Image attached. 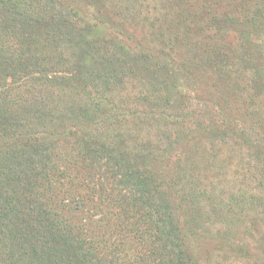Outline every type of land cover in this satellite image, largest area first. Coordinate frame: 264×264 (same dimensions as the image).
<instances>
[{"label": "trees", "instance_id": "1", "mask_svg": "<svg viewBox=\"0 0 264 264\" xmlns=\"http://www.w3.org/2000/svg\"><path fill=\"white\" fill-rule=\"evenodd\" d=\"M262 241L264 0H0V264Z\"/></svg>", "mask_w": 264, "mask_h": 264}, {"label": "rangeland", "instance_id": "2", "mask_svg": "<svg viewBox=\"0 0 264 264\" xmlns=\"http://www.w3.org/2000/svg\"><path fill=\"white\" fill-rule=\"evenodd\" d=\"M237 230H238V233H237V235L240 233V234H242V239L243 240H245V237H243V231H242V226L240 227V228H237ZM214 242H216V240H214V241H211L210 243V246H213V243ZM259 252L257 251V249H256V247L254 248H252V250H251V254H250V256H258V260H256V259H246L244 262H242V264H264V249H262V248H264V241H262L261 243H259ZM259 254H258V253ZM254 261L256 262V263H254Z\"/></svg>", "mask_w": 264, "mask_h": 264}]
</instances>
